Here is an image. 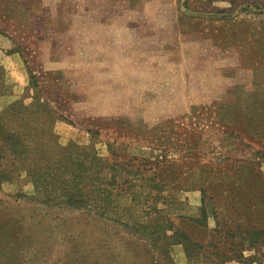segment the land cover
<instances>
[{
	"label": "rangeland",
	"instance_id": "1",
	"mask_svg": "<svg viewBox=\"0 0 264 264\" xmlns=\"http://www.w3.org/2000/svg\"><path fill=\"white\" fill-rule=\"evenodd\" d=\"M0 126V264H264V0H0Z\"/></svg>",
	"mask_w": 264,
	"mask_h": 264
},
{
	"label": "trees",
	"instance_id": "2",
	"mask_svg": "<svg viewBox=\"0 0 264 264\" xmlns=\"http://www.w3.org/2000/svg\"><path fill=\"white\" fill-rule=\"evenodd\" d=\"M4 136H7V137H10V139H12L13 138V136H8L7 135V132L5 131V129L2 127V126H0V142H1V140L4 138ZM14 136H16V134H14ZM9 138H7V140H8ZM3 141V140H2ZM5 149H8V148H5ZM10 149V154L11 153H13V151H12V149L11 148H9ZM16 157V156H15ZM21 160V159H20ZM10 161H15V164H17L18 163V161L15 159V158H10ZM17 168L18 169H22V170H24V171H27L28 173H30L31 171H30V169H29V164H26V163H21V164H19V165H17ZM12 171H10V172H8V173H6V172H4V173H2L0 176H8L10 173H11ZM7 177H5V179H6ZM8 180H10V179H8ZM67 192V191H66ZM71 195H68V194H64L63 193V195H62V197H64V202L66 203V204H72V200H71V197H70ZM252 230H254V229H252ZM253 232V234H257V235H260V234H262L261 232H259V231H252Z\"/></svg>",
	"mask_w": 264,
	"mask_h": 264
}]
</instances>
